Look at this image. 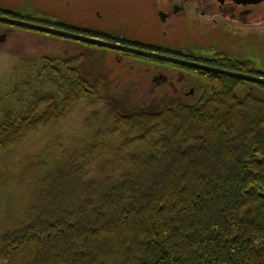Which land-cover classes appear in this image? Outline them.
Wrapping results in <instances>:
<instances>
[{"label": "trees", "instance_id": "1", "mask_svg": "<svg viewBox=\"0 0 264 264\" xmlns=\"http://www.w3.org/2000/svg\"><path fill=\"white\" fill-rule=\"evenodd\" d=\"M186 70L193 99L113 116L125 142L150 145L133 169L88 188L74 164L54 167L33 214L0 232V264H264V86ZM75 71L42 70L57 94L0 124V164L95 90Z\"/></svg>", "mask_w": 264, "mask_h": 264}, {"label": "rangeland", "instance_id": "2", "mask_svg": "<svg viewBox=\"0 0 264 264\" xmlns=\"http://www.w3.org/2000/svg\"><path fill=\"white\" fill-rule=\"evenodd\" d=\"M57 27L80 32L66 26ZM261 27L259 40L262 44L264 31ZM103 53V50L86 43L23 29L12 31L0 47V124L25 113L38 95L56 96V89L42 75L46 67L50 71L57 69L62 74L76 70L75 76L85 77L95 87L66 117L39 129L34 136L33 131H29L32 136L2 160L0 232L20 226L33 214L37 196L57 165L74 164L79 174L82 173L79 179L82 187L96 188L105 182H118L133 169L143 150L150 147L149 144L131 146L114 131L111 123L115 114L122 115L149 102L152 83L138 86L132 92V98L116 103L110 95V91H114L112 87L124 85L132 75L124 77L120 84L119 78L108 82L104 75H98L102 68L105 75H111L105 70L107 65L118 62ZM68 62L69 66L66 65Z\"/></svg>", "mask_w": 264, "mask_h": 264}, {"label": "flooded vegetation", "instance_id": "3", "mask_svg": "<svg viewBox=\"0 0 264 264\" xmlns=\"http://www.w3.org/2000/svg\"><path fill=\"white\" fill-rule=\"evenodd\" d=\"M0 18L57 29L60 28L57 26H66L80 30L77 34L126 48L214 68L237 72L245 61L252 71H264L260 69L264 68V43L259 40L260 26L264 31V8L248 9L226 0H0ZM16 29L33 31L0 20V47ZM245 31L249 32L244 34ZM96 47L103 50L104 56L108 54L118 61L116 65H107L105 70L111 75H105L103 68L98 75H104L108 82L119 78L118 84L132 75L124 85L112 87L114 91L110 95L116 103L132 98L138 86L152 83L149 102L128 111L153 110L166 100L189 101L197 94L196 77L186 70L188 67ZM109 50L113 53H107ZM185 55L194 58L181 57Z\"/></svg>", "mask_w": 264, "mask_h": 264}, {"label": "water", "instance_id": "4", "mask_svg": "<svg viewBox=\"0 0 264 264\" xmlns=\"http://www.w3.org/2000/svg\"><path fill=\"white\" fill-rule=\"evenodd\" d=\"M218 1L222 2L225 0H218ZM226 1L232 2V3L239 5V6H242V7H248V9L250 7H252V8L259 7V9L264 8V0H226ZM0 20L5 22V23L24 27V28H27L29 30H33V31H36L39 33L49 34V35H53V36H57V37H61V38H66V39L90 44V45L104 47V48L117 49V50L132 52V53H135V54H138L141 56L155 58L158 60L171 62V63L178 64L181 66H185L188 68L199 69L202 71L220 74V75H224V76H227L230 78H235V79L242 80L245 82H249V83H253V84H259V85L264 86V78L263 77H258L255 75L245 74V73H241V72L224 70V69H220V68H214V67H210L207 65H203L200 63L193 62V61L178 59V58H174V57H170V56H166V55H162V54H156V53H152V52H146V51H142V50L126 48V47H123V46H120V45H117L114 43H110L108 41H105V40H102L99 38L81 35V34L69 32V31H65V30H61V29H57V28H53V27H48V26L40 25V24H36V23H27V22L8 19V18H0Z\"/></svg>", "mask_w": 264, "mask_h": 264}]
</instances>
